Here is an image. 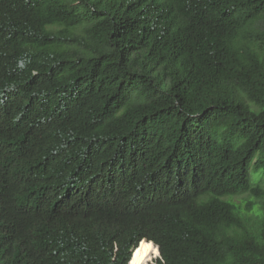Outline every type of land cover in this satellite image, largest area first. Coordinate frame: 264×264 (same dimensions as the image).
<instances>
[{"label":"trees","instance_id":"trees-1","mask_svg":"<svg viewBox=\"0 0 264 264\" xmlns=\"http://www.w3.org/2000/svg\"><path fill=\"white\" fill-rule=\"evenodd\" d=\"M88 162L119 213L77 196ZM142 239L264 264V0H0V264H127Z\"/></svg>","mask_w":264,"mask_h":264},{"label":"clouds","instance_id":"clouds-1","mask_svg":"<svg viewBox=\"0 0 264 264\" xmlns=\"http://www.w3.org/2000/svg\"><path fill=\"white\" fill-rule=\"evenodd\" d=\"M31 125H33L36 128H41L44 127L47 124L46 119H41V120H33L29 117H27ZM90 162L85 164V170L83 172H77L78 177L80 179L79 182V190L77 191V196L83 201V203L88 204L91 206L93 209L98 210L100 212L98 219L102 218L103 216L107 214H115L119 213V211L114 208L107 206L106 202L104 201H98L95 200L93 202H87L86 201V194L87 190L90 186L93 185V179L91 173H89V167H90ZM59 168V167H58ZM61 171H65V169L59 168ZM6 185L13 187L15 189V195L19 196L25 191V185L22 181V177L18 176L16 178L11 177L10 174L2 176ZM74 197L72 196H67V195H62L60 192L56 193V198L53 199V209L55 214L57 215H63L67 212H69L73 206H74ZM5 224V222L3 221ZM121 227H117L109 225L105 228V233H104V238L107 239V241L111 245V257L112 260L116 258V256L125 248L127 247L128 244V239L131 236L132 233V227L131 225L128 224H120ZM145 241V242H151L156 248L158 252V258L155 259V264L156 260L161 259L160 253L158 246H156L152 241H148L146 239L140 240L136 246H132L129 249L130 256L127 260V264L131 263L132 256L136 248H138L140 242ZM150 264V263H149ZM152 264V262H151Z\"/></svg>","mask_w":264,"mask_h":264},{"label":"bare ground","instance_id":"bare-ground-1","mask_svg":"<svg viewBox=\"0 0 264 264\" xmlns=\"http://www.w3.org/2000/svg\"><path fill=\"white\" fill-rule=\"evenodd\" d=\"M154 258H158L157 248L151 242L142 241L134 251L130 264H148Z\"/></svg>","mask_w":264,"mask_h":264},{"label":"rangeland","instance_id":"rangeland-1","mask_svg":"<svg viewBox=\"0 0 264 264\" xmlns=\"http://www.w3.org/2000/svg\"><path fill=\"white\" fill-rule=\"evenodd\" d=\"M235 201L238 202L239 200L236 199ZM154 260H155V258H154L153 260L149 261L148 264H149V263L151 264V262H152V264H155V261H154Z\"/></svg>","mask_w":264,"mask_h":264}]
</instances>
